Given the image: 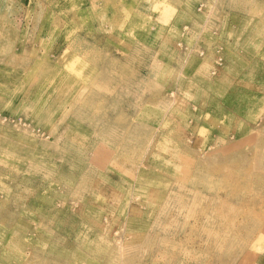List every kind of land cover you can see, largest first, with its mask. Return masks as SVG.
Here are the masks:
<instances>
[{
	"label": "rangeland",
	"instance_id": "374dc122",
	"mask_svg": "<svg viewBox=\"0 0 264 264\" xmlns=\"http://www.w3.org/2000/svg\"><path fill=\"white\" fill-rule=\"evenodd\" d=\"M0 264H264V0H0Z\"/></svg>",
	"mask_w": 264,
	"mask_h": 264
},
{
	"label": "bare ground",
	"instance_id": "6f19581e",
	"mask_svg": "<svg viewBox=\"0 0 264 264\" xmlns=\"http://www.w3.org/2000/svg\"><path fill=\"white\" fill-rule=\"evenodd\" d=\"M101 7V6H100ZM103 7V6H102ZM107 8V7H106ZM103 9V8H102ZM99 11V10H98ZM101 11V10H100ZM108 12V11H107ZM106 13V12H105ZM73 15V14H72ZM107 15V14H106ZM135 41V40H134ZM98 71V70H97ZM74 78V77H73ZM46 86V85H45ZM106 86V85H105ZM109 86V85H108ZM107 88V87H106ZM80 89V88H79ZM82 89V88H81ZM85 90V89H84ZM83 90V91H84ZM188 90H190V88L188 89ZM108 91V90H107ZM178 91V90H177ZM78 92V91H77ZM80 92V91H79ZM103 92H104V90H103ZM106 92V91H105ZM183 92V91H182ZM110 93H112V92H110ZM179 93V92H178ZM164 103V102H163ZM163 105V104H162ZM167 106V105H166ZM162 107V106H161ZM169 107V106H168ZM155 110H157V109H155ZM164 109H162V111H163ZM155 112V111H154ZM158 113V112H157ZM157 113H155V114H157ZM160 113V112H159ZM175 113V112H174ZM161 114V113H160ZM253 115V114H252ZM151 116V115H150ZM154 116V115H153ZM167 116V115H166ZM158 117V116H157ZM153 118V117H152ZM159 118V117H158ZM225 118V117H224ZM228 121V120H227ZM208 125V124H207ZM172 135V134H171ZM78 197V196H77ZM78 199V198H77ZM80 199V198H79ZM86 212V211H85ZM87 213V212H86ZM86 216V215H85ZM93 223V222H92ZM105 234V233H104ZM108 234V233H107ZM108 236V235H107ZM22 245V244H21ZM24 245V244H23ZM19 246V245H18ZM17 246V247H18ZM18 249V248H17ZM18 251V250H17ZM16 252V251H15ZM16 255H17V252H16ZM22 256V255H21ZM84 261H86V260H84Z\"/></svg>",
	"mask_w": 264,
	"mask_h": 264
}]
</instances>
